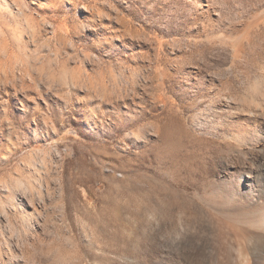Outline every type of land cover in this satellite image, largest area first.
Segmentation results:
<instances>
[{
    "label": "rangeland",
    "instance_id": "374dc122",
    "mask_svg": "<svg viewBox=\"0 0 264 264\" xmlns=\"http://www.w3.org/2000/svg\"><path fill=\"white\" fill-rule=\"evenodd\" d=\"M259 84L264 0H0V264L159 260L231 153L192 116Z\"/></svg>",
    "mask_w": 264,
    "mask_h": 264
},
{
    "label": "bare ground",
    "instance_id": "6f19581e",
    "mask_svg": "<svg viewBox=\"0 0 264 264\" xmlns=\"http://www.w3.org/2000/svg\"><path fill=\"white\" fill-rule=\"evenodd\" d=\"M219 103L216 115L197 112L191 124L199 136L222 138L231 153L219 160L202 191L193 192L201 222L172 235L151 264H264V84L247 98L226 96ZM163 106L182 111L168 101ZM157 110L158 88L147 107L148 142L160 137Z\"/></svg>",
    "mask_w": 264,
    "mask_h": 264
}]
</instances>
